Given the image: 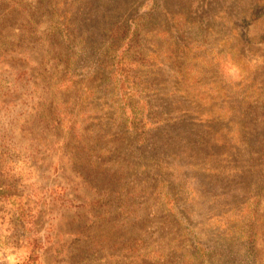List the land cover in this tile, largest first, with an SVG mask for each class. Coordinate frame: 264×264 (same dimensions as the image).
I'll use <instances>...</instances> for the list:
<instances>
[{
    "label": "rangeland",
    "instance_id": "rangeland-1",
    "mask_svg": "<svg viewBox=\"0 0 264 264\" xmlns=\"http://www.w3.org/2000/svg\"><path fill=\"white\" fill-rule=\"evenodd\" d=\"M0 264H264V0H0Z\"/></svg>",
    "mask_w": 264,
    "mask_h": 264
},
{
    "label": "trees",
    "instance_id": "trees-1",
    "mask_svg": "<svg viewBox=\"0 0 264 264\" xmlns=\"http://www.w3.org/2000/svg\"><path fill=\"white\" fill-rule=\"evenodd\" d=\"M63 27L64 26H60V31H61L60 35H64V33L66 34ZM55 38H56L54 39L55 43L58 42L59 44H61V42H63V40H60L61 38H57V37ZM128 59H129V54H127L125 49H123L121 46L120 51L118 52L116 56L115 63L109 68L108 73L111 74L112 81L115 82L113 84L115 91L119 93L115 95L116 102L120 104L119 109L122 110L123 112L137 113L141 110L137 102L139 99L141 100L142 98L139 95V92H138L139 89L133 80L132 69L130 67L125 66ZM94 87H95L94 85H90L89 87L83 88V86L81 85L73 86L71 83L70 85L58 84L56 86L55 91L56 92L66 91L67 93L65 94V96L75 95L76 98H78V95H80L79 97L82 98L83 96L82 90L87 91L92 94L94 93ZM129 102H132L133 105L131 106V103ZM141 104L143 105V109H144L145 102L142 101ZM38 242L40 243L38 239L33 240V250L30 254L31 258L35 256V250L38 245ZM197 249L199 253H202L203 255H205L204 249H202L200 246L197 247Z\"/></svg>",
    "mask_w": 264,
    "mask_h": 264
}]
</instances>
